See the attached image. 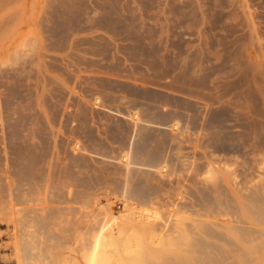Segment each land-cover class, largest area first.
Listing matches in <instances>:
<instances>
[{
    "label": "rangeland",
    "instance_id": "rangeland-1",
    "mask_svg": "<svg viewBox=\"0 0 264 264\" xmlns=\"http://www.w3.org/2000/svg\"><path fill=\"white\" fill-rule=\"evenodd\" d=\"M107 1L0 0V102L2 101L0 104V179L3 180H0V187L3 189L7 186L5 185L6 174L4 175V170L9 164L6 158H10L9 144L5 142L7 144L5 145L3 142V139L8 137L10 131L6 127L7 123L4 120L8 113H12H7L2 103L5 100L8 101L11 95L16 98L14 102L16 103L17 101L16 104L19 107L24 104L31 106L29 111L22 113L27 115V121L25 120V128L27 130L31 127L32 120L39 121L38 118H40L42 124L44 123L45 128L42 125L41 128L43 130L47 128L43 136L47 148L46 154H48H45L44 158L46 164L43 162L45 166L39 165L34 170H43L36 172L39 175H44L43 172L46 173L45 175H49V173L53 175V177L51 175L49 184L46 187L54 188V194L50 191L53 194L50 195L49 189L45 190L46 188H43L41 190L42 193L38 194L39 197L36 196L41 201L40 208L53 206V203H51L52 197L54 196L55 198L58 195L56 194L58 193L57 190L65 187L66 183L68 184L71 179L69 182L71 185H68L70 187L74 184L77 185L72 186V190L74 194L79 193V198L81 199H78V204L88 197L86 199L87 203H84L85 205L77 204L78 206H75L77 202L74 205L73 203L65 204L66 206L69 205L65 206V208L77 207L78 212H72L71 220L74 218L72 224L81 228L82 226L84 227L85 222H87V225H91L95 222L94 220L101 218L97 215L99 214V207L107 208L110 206L118 212H123L125 210L124 197L120 195L122 192L120 189L125 188L127 182L131 185H129L131 188L135 180L145 179L146 181L139 182L147 183V185L149 183L150 187L148 186L149 188L147 189H149V194L153 193L151 194L153 198L148 196L155 203L153 207L158 212L162 214L177 212L178 216L183 212L182 215L184 216L182 219L187 216V218L189 217L187 219L188 222L194 221V225L200 223L211 225L209 227L211 228L210 230L214 229V234L218 235L217 238L210 239L211 242H214L221 249L220 251L227 253L228 257L230 256L228 258L225 253L221 252L223 259L224 256L229 259H224V264H227V262L228 264H235L240 252L248 253L253 249L237 241V236L232 231L234 225L231 226L232 230H230L229 226L236 220L234 217L245 221L249 219L248 217H254L249 214L248 208L246 210V207H243L244 205L249 207L251 202L248 199H253L251 200L253 202L255 197L258 202V197H253L252 195L260 194L261 197L258 199H261L262 196L264 198V0H223V6L220 9L221 13L218 15L219 22L217 25L219 29L217 28L214 33H221L220 38L221 36H228L230 41L232 38L240 39L238 46L242 51L239 49V52L243 55L242 60L247 61L245 64V68H247V71H245L247 86L243 89L237 88V86H234L235 88L228 86L230 90L236 89L231 92L228 91V94L226 93L227 91H223V87H219L222 83L216 87L209 82L207 83L208 86L206 84L205 86H194V89L190 85L192 83L191 78L194 77L191 70L188 71L185 77L180 69L175 71L173 67H168V65H164L166 70H164V67L162 68L163 65L158 62L160 61L158 54L147 49L149 44H157V41L139 40L141 38H139L137 30L141 27L139 16L141 15L140 0ZM160 1L163 2V0H159L157 1L158 3H153V7L160 9ZM187 1H193L196 10L192 6L189 8V10H192L193 15L192 22L188 20L191 28L187 32L188 34L186 33V37L191 41V46L198 47L202 38L200 36L204 35H201L202 31L200 29L207 27V25H203V22L208 20V15H210L208 8L210 6L212 8V4H208L209 2L211 3L210 0L206 1L207 6L204 2L205 0L203 2L201 0ZM114 6L115 8L112 9L111 7ZM111 9L113 12H111ZM107 12L111 13V16ZM107 14L110 18L106 16V20H104L103 15ZM119 15L126 17L127 20L124 17L118 18ZM151 22L153 25L158 22L162 23L158 19L151 20ZM116 23H119V25L117 24L119 29L116 27L117 25H114ZM113 28L115 29L114 32L112 31ZM132 30L135 32H132ZM235 30L237 33L234 32ZM198 31L201 32L199 33ZM126 34L129 37H124ZM140 42L147 45L141 46ZM169 44L168 42L167 45ZM99 45L106 46L105 49L108 47L107 50L109 51L102 49ZM155 57L158 58L157 62ZM151 58L155 64L152 60L150 61ZM110 65L111 67H109ZM120 65L122 66L120 67ZM55 66L61 67V69H56ZM102 67H105V69ZM106 67L112 71L107 70ZM118 71H122V74ZM123 71L125 74H123ZM154 73H157V75ZM147 74L149 76L154 74L155 78L152 75L151 78L147 76V79ZM18 80H22V84ZM94 81L98 86L94 84ZM114 81L115 83H113ZM53 87L63 93L61 96L64 99V103L67 102L71 106L76 107V110L83 106L84 108L88 107L89 110L83 108V111H88L85 115L82 114L83 112L80 113V110L82 111L81 108L79 112H73L75 114L73 116L78 121L75 123V127L76 125L78 126L77 130L69 132L71 130L70 126L65 123L63 126H66L67 129H63L62 133H60L58 123L55 122L52 125H48L45 123L44 115L42 116L41 112V115L39 114V111L45 109L44 106L46 104H50V100L56 102L60 99L51 98L48 90L53 89ZM215 87L219 89L216 90L214 89ZM219 90L226 94L220 93ZM243 90L247 93H243ZM234 94L235 96H233ZM218 95L221 96V100L217 98ZM222 95L226 97L223 98ZM98 96L104 98H102L105 100V102L103 101V106L107 109L121 112H137L139 115L141 114L140 116L144 120L148 119L150 121L151 119L152 122L161 121L160 118L168 112V116L172 120L170 123H178L180 129L175 132L171 129H157L155 126L150 125L152 122L135 127L131 121L121 118L106 109L94 111L91 108L92 100L94 103V99ZM214 98L219 101L216 102ZM42 104H45L42 106L44 108H39L38 106ZM78 104L79 107L77 106ZM19 107L17 109H20ZM190 108L194 111L192 109L190 111ZM71 110L74 111L75 108ZM217 112L222 114L219 121L220 124L217 121L216 124L213 118V115H216ZM3 115L4 117L2 118ZM86 115L90 117L89 122H87L89 118ZM68 116L72 118L71 114ZM68 116L67 118H69ZM16 117L18 116L16 115ZM82 123H85L88 127L83 126ZM28 124L30 125L28 126ZM25 128L22 126V128L18 129H22L21 131L23 132L19 130L20 133L28 136L29 130L27 131ZM5 130L6 132H4ZM249 134L254 135L251 148L248 145L245 146L250 144ZM35 142H39V139L35 138ZM77 142L86 151L83 149V151L73 152ZM92 144H95L96 147ZM135 150L138 153H135ZM6 152L9 154H6ZM128 153L133 158L144 160L143 162H146V158L151 156L152 153H156L154 156L157 157L158 155L160 159L158 161L161 164L165 163L168 170L166 168L162 173H159L155 168L150 169L133 165L131 166V171L127 172L119 159ZM144 153H147V155ZM50 155L53 158L49 157ZM49 159H52L51 162ZM71 161L72 163H74L73 161L79 162L78 164L81 167H78V165L77 168L73 167ZM70 165L75 170H72ZM44 167L46 169H42ZM50 170L53 172L51 173ZM64 170H67V172L63 173ZM60 172H62L60 174L61 177L58 175ZM69 175L74 177V179L70 176V179L66 180ZM58 176L60 179L58 181L61 182L62 179L63 183L65 181V185L57 182L56 177ZM128 176L131 177V180L128 179ZM52 180L56 186L52 183ZM77 182L78 184L83 182L81 186L84 184L85 188L78 185ZM86 185L87 190L89 189L90 191L86 190ZM89 186L93 187V189ZM1 189L0 199L2 201L0 200V206L2 207V202L7 201L4 193L5 191L7 192L8 187L3 189L4 192ZM84 189L86 192L83 193ZM78 190H81L82 195H87L85 197L82 196L83 198L80 197L81 192ZM117 190L120 193V197L116 192ZM43 191L46 194H43ZM114 192L117 194L115 195ZM48 195L52 196L51 202ZM263 198L262 202L264 201ZM43 199H46V203ZM258 203L256 205L260 204ZM63 205L62 208H64ZM211 206L216 207L212 209ZM229 207L236 211L235 215L237 217L232 216L231 213L234 214V211L233 209L229 210ZM75 210L76 208H74V212ZM80 210H82L81 215ZM185 212H188V214ZM213 212H216V214H213ZM69 214L71 216V213ZM191 214L194 215L192 216ZM5 220L8 221L0 216V264H18L19 253L12 245L10 238L11 229L7 227L8 223ZM78 220L79 222L81 221L80 224ZM183 221L186 223L185 220ZM213 222L215 224H212ZM216 223L220 225H216ZM220 234L225 235L224 237L226 238L229 236L228 240L231 238L230 242L226 244L227 240L224 241V237H221ZM239 247L241 250H239ZM15 251L16 253H14ZM230 258L232 259L230 260Z\"/></svg>",
    "mask_w": 264,
    "mask_h": 264
},
{
    "label": "bare ground",
    "instance_id": "bare-ground-1",
    "mask_svg": "<svg viewBox=\"0 0 264 264\" xmlns=\"http://www.w3.org/2000/svg\"><path fill=\"white\" fill-rule=\"evenodd\" d=\"M140 1H139V3H141V5H140L141 6V8H140L141 9L140 10L141 15H139V16H140V21H141L140 22L141 27L139 30H137L139 33V38H141L139 40H147L150 42L157 41V44H155V43L154 44L151 43V45L149 44L148 45L149 48H147V49L148 50L150 49L151 51L158 54V56H159L158 58H160L159 60L161 61V62L160 61H158V62L161 63L163 66L158 64V63L157 64L162 66V68L164 67L165 68L164 70H166V67L164 65H168V67L169 66L171 68L173 67L175 69V71L177 69L182 70V74H184L185 77H186V74H188V71L191 70L194 77L191 78L192 83L190 81V83H191L190 85L193 88H194V86H205V84L208 86L207 83H209V82L216 87L219 86L220 83H222L223 85L221 84L219 87L220 88L223 87V89H224L223 91H225V92L227 91L226 93L228 94V91L231 92L232 90H236V89H234L235 88L234 86H237V88H240V89H243L245 86H247V83L245 81V71H247V68H245V64L247 63V61L242 60L243 55L240 54V52H239L240 48L238 46V43H239L238 41H241V40L240 39L238 40V38H232L230 41V40H228V36H221V38H220L221 33L220 34H218L216 32L214 33V31L218 28V25H217L219 22L218 21V15L221 13L220 9L223 6V0H210L211 3L210 2L208 3L210 5L212 4V8H211V6H210V8H208L210 11V15L207 14L209 18L207 17L208 20L207 21L205 20L206 22L205 21L203 22V25H207V27L205 29L202 28L203 30L200 29L201 27L199 28L202 31V32L200 31L201 35L202 34H204V35L200 36V34H199V36L202 38L200 39L201 43L198 47L191 46V43H190L191 41L186 37V35L188 34L187 32L191 28L190 24H188V20H190V22H192V15L193 14H192V10H189V8H191V6H192V8L195 7L194 6L195 3L193 1L190 0L191 2H188L187 0H163V2L160 1L161 2V4H160L161 8L160 9L157 7H153V3H156L159 0H140ZM201 1L203 2L204 0H201ZM206 1H208V0H205L204 2L206 3ZM106 2H108V1L106 0ZM208 4L206 3V6ZM156 6H158V5H156ZM111 8L114 9L115 6L111 7ZM112 9H111V12H113ZM195 10H196V7H195ZM108 14H109V16H111L110 15L111 13H108ZM108 14L105 16L103 15L104 20H106L105 19L106 16L109 17ZM260 15H262V14H260ZM121 17H122V15L121 16L119 15L118 18H121ZM109 18H107V19H109ZM211 18H214V19H211ZM124 19L127 20L126 17H124ZM156 19H158L162 23L158 22V23H155L153 25L151 20H156ZM117 24L119 25V23H116L114 25H117ZM118 25L116 27L119 29ZM114 28L112 30L113 32L116 29V28L115 29ZM130 28H131V26H130ZM228 28H230V27H228ZM121 29L124 30L123 28H121ZM120 32H122V31H120ZM132 32H135V31L132 30ZM230 32H232V31H230ZM234 32H236V30ZM138 33H136V34H138ZM126 36H128V35L126 34L124 37H126ZM141 42H140V44H141ZM168 42L170 43L169 45H167ZM136 44H137V42H136ZM144 44L142 43L141 46ZM95 45H97V44H95ZM138 45H139V42H138ZM145 45H147V44H145ZM99 46L102 47V49L104 48V50H107V48H108L107 47L105 49L106 46L105 47H103L101 45H99ZM98 50H99V48H98ZM107 51H109V50H107ZM143 52H145V51L143 50ZM147 55H149V54H147ZM141 57H143V56L141 55ZM158 58L155 57L156 62H157ZM87 60H89V59H87ZM151 60H152V58L150 59V61ZM153 63H154V61H153ZM231 63H233V64H231ZM110 64H111V62H110ZM254 64H256V63H254ZM121 66L122 65H120V67ZM109 67H111V65ZM120 67H118V68H120ZM55 68L61 69V67H58V66H55ZM103 69H105V67ZM106 69H107V67H106ZM109 70H111V69H109ZM156 71L159 72L158 70H156ZM116 72H117V70H116ZM119 73L122 74V71ZM121 74H119V75L121 76ZM123 74H125L124 71H123ZM154 74L157 75V73H154ZM154 74H152V75L155 78ZM152 75L149 76L147 74L146 77L148 76L149 78H151ZM73 76H75V75H73ZM158 76H159V74H158ZM160 76H162V75H160ZM148 77H147V79H148ZM163 77H164V75H163ZM177 77H179V76H177ZM71 79H72V76H71ZM158 79H159V77H158ZM177 79H179V78H177ZM18 81H20V83H21L22 80H18ZM16 83L18 84L17 80H16ZM113 83H115V81ZM94 84H97V83L95 82ZM97 86H98V84H97ZM228 86H230L231 88L232 87H234V88L230 90V88L228 89ZM54 87H53V89L48 90L49 94H51L52 99H55V98H56V100L58 98H60V99L56 102L50 100V104L45 103L47 105V107L45 104H44L45 106L43 104L41 106H38L39 108L45 107V109L39 111V114L41 112L42 116L44 115V119L46 120L45 123H47L48 125H52V123L54 124L55 122L58 123L60 133H62L63 129H65V128L67 129L66 126L65 127L63 126V124H65V123L68 126H70L71 130H69V132L77 130L78 126L76 125V127H75V123L78 121L73 116V114H74L73 112H77V111L79 112V109L81 108L82 111L80 110V113L83 112L82 114L85 115L88 111H83V110L85 108L88 109V107L84 108V106H83V107L78 108L79 107V104H78L77 105L78 109L76 110V107L71 106L67 102L64 103V99L61 96L63 93L61 91H59V89H56ZM216 87L214 89H216ZM218 89L219 88H217L216 90H218ZM226 89H228V90H226ZM113 90H114V88H113ZM9 91L11 92L10 87H9ZM190 91H192V90H190ZM208 91H209V89H208ZM219 92H220V90H219ZM222 92H220V93H222ZM242 92L245 94L247 93L244 90ZM226 93H222V94L225 95ZM200 94H201V92H200ZM236 94H237V92H236ZM224 95H222L223 98L226 97ZM63 96H65V95H63ZM218 96H220V95H218ZM218 96H217V98L221 100V96L220 97H218ZM233 96H235V94ZM214 97H215V95H214ZM102 98L98 96L97 98L94 99V103L92 100V106L93 107L91 106V108L94 111L95 110L98 111V109H106V110L118 115L121 118H125V119L131 121L135 127H139L140 125H143L145 123L152 122L151 119H150V121L148 119L144 120L140 116L141 114L139 115L137 112H130V111H127V112L122 111L121 112L118 110L107 109L106 107L103 106L105 100H103L104 98L103 99ZM240 98H242V97H240ZM14 99H16V98L14 96L10 95V98L8 99V101L5 100V102L2 103V105H4L6 112L7 113L12 112V113L11 114L8 113V116L5 115L6 119L4 120L7 123L6 127L10 131H9L8 137L3 139V142L4 143L6 142L7 144H9L10 158H6L7 163H9V164L7 165V168L4 170V175L6 174L5 175L6 176L5 185H7V186L3 189H6L8 187L7 192L5 191V193H4V196L6 197V198L5 197L4 198L7 199V201L2 202V207L0 206L1 207V211H0L1 215L0 216H2V218H5L8 220V221H6V220L5 221L8 223L7 227H9V229H11L10 238L12 241V245L19 253L18 264H222V263L224 264V262H223L224 259L227 260L230 257V256L228 257L227 253H225L224 251H220L221 249H219V247L217 245H215L214 242L213 243L211 242L210 239H215L218 236V235L216 236L214 234V232H213L214 229L210 230L211 228H209V227L211 225L208 226V225H204L202 223L194 225L195 224L194 221H191L192 222V224H191V222L190 221L188 222V220H187V219H189V217L187 218V216H186V214H188V212H185L186 217H184L183 219H182V217L184 216V215H182L183 212H182V214H180L181 217H180V215L178 216L177 212H170L167 214H162L161 212H158L155 209V207H153V205L155 203H153V201L150 199L152 197L151 194H153V193L149 194L150 192H148L149 189H147V188L150 187L149 183L147 185V183L139 182V181H144L145 179L144 180L143 179L135 180L136 183L135 182L133 183V185L131 187L132 189L130 188L131 185L128 184V182H127L126 187L125 188L123 187L124 189L121 188L122 183L121 182H120L121 184L118 183L121 186L120 187L121 189L120 188L119 189L122 190V192L120 191L121 194L118 192V190L116 192L118 193L119 197H120V195H122L124 197L123 203H124L125 210L123 212H118L114 208H111L110 206H108V207L106 206L107 208L99 207V210H98L99 214H97V215H99L101 218L99 217L100 219L97 218V220H94L95 222L93 224L87 225L86 224L87 222H85L86 226H85V224H84V227L83 226L81 227V225H80L81 228H78L75 224H72V220L74 219L73 218L71 220L72 212L73 213L78 212L77 207L72 206L73 208L72 207L65 208V206H66L65 204L73 203V205H74V203L77 202L75 204V206L85 205L84 203H87L86 199L88 197L84 198L85 201L83 199V202L78 204V199L79 200L81 199V198H79V193L74 194V191L72 190L73 189L72 186H74L76 184L72 185L71 187L68 185V184H70L69 182L71 180L70 179L71 175H69L68 177L65 176L66 180L70 179L68 184L66 183V186L68 185V187L65 186V187H63L64 189L63 188L58 189L57 190L58 193H56L58 195L55 198H54V196L53 197L50 196L53 193L54 188L52 189V187H51V189H52L51 190L50 187H46V186L49 184V180H50L52 174L50 175V173L48 172L49 175H45L46 173L43 172L44 175H39L36 173L39 169L37 171H35L37 169L36 167H38L39 165L45 166V164H46L45 163L46 161L44 162V158H45L47 148H46V143L44 141L45 139L43 140V138H44L43 136L45 135V131H47L46 130L47 128L44 130H43V128H41V125H42V127H44V123L42 124V121H40V118L37 117L40 122L37 120H32L31 125L28 124V126L29 125L31 126V127H29L30 129L28 128V130H29L28 131L25 128V120L27 119V115L25 114L26 115L25 116L22 113H24V111H27V110L29 111L31 109V106H28V104L27 105L24 104L23 106L19 107V105L16 104L17 101H16V103L14 102L15 101ZM214 99L216 100V98H214ZM237 100H239V99H237ZM218 101L216 100V102H218ZM1 102H0V104H1ZM80 104H81V102H80ZM42 106H44V107H42ZM81 106H82V104H81ZM17 107H19L20 109H17ZM191 107H193V106H191ZM74 108L76 111L71 110ZM191 109L192 108H190V111H191ZM5 110H4V112H5ZM21 110H23V111H21ZM35 111H36V109H35ZM36 112H38V111H36ZM67 112H68V114L66 115ZM70 114L72 115V118H70V116H68ZM16 115L18 117H16ZM36 115H38V114H36ZM87 115H86V117H87ZM147 115H148V113H147ZM166 115L160 118L161 121L159 120V122L158 121L152 122L150 125L155 126L157 129H164V130L171 129L174 132L177 131L178 129H180L178 127L179 126L178 123H176V122L173 124L170 123V121H172V120H170V118H169L170 116H168L169 115L168 112ZM67 116L69 118H67ZM142 116H144V115L142 114ZM221 116H222V114L220 112L219 113L217 112L216 115H213L214 121L219 122L221 119ZM3 117H4V115L2 116V118ZM146 117H148V116H146ZM87 118H89V119H87L88 120L87 122H89L90 117H87ZM42 119H43V117H42ZM212 121H213V119H212ZM28 122H30V120H28ZM87 122H85V123L89 124ZM217 122H216V124H217ZM222 122H223V120H222ZM84 124H83V126L88 127V126H86V124L85 125ZM219 124H220V122H219ZM22 126H23V128H25V130L28 131V133H29L28 136L20 133V131L22 129L20 130L18 128H22ZM155 127H152V128H155ZM82 128H84V127H82ZM4 132H6V130ZM21 132H23V131H21ZM253 132H255V131H253ZM251 135H250V137H248V139H251L249 141L250 144H246V145L244 144L245 146L248 145V147H250V148L252 145L251 142H253V140H254V138L252 139V137L254 135L253 134H251ZM35 138L39 139V142H35ZM245 138H246V136H245ZM90 142H91V140H90ZM247 142H248V140H247ZM255 142H257V141H255ZM6 143H5V145H7ZM93 143H95V142H93ZM253 144H255V143H253ZM92 145L95 146V144H92ZM83 149L84 148H82V146L77 142L74 146L73 152H78L80 150L83 151ZM138 149H140V148H138ZM138 149H137V151H138ZM65 150H64V152H65ZM84 150L86 151V149H84ZM137 151L135 153H138ZM142 151H144V150L142 149ZM47 153H48V150H47ZM6 154H9V153L6 152ZM52 154H54V153L52 152ZM144 154L147 155V153H144ZM150 154H148V155H150ZM154 154H156V153H154ZM154 154L152 153L151 156L147 157L146 162H143L144 160H140L139 158L137 159L135 156H134L135 158H133L129 153L124 155L123 157H121V159H119V160L123 163V167H124V169L127 170V172L128 171L130 172L131 166L134 165V166H140V167H147L150 169L155 168L158 170L159 173H162V171L167 168V165L165 163H162L163 164L162 165L160 163V161H158V160H160L159 156L157 155V157H158L157 158L154 156ZM46 155H48V154H46ZM68 155H70V154L68 153ZM5 157H9V156H5ZM49 157H51V155ZM51 158H53V157H51ZM46 159L48 160V158H46ZM51 160H50V162H51ZM73 162L74 163H72V161H71L73 167L75 166L77 168V165H78V167L80 166L78 164L79 162H76V161H73ZM11 168H12V170H11ZM34 168H36V169L34 170ZM70 168H72L71 165H70ZM42 169H46V168L44 167ZM72 170H75V169L72 168ZM167 170H168V168H167ZM39 171H43V170H39ZM46 171H48V170H46ZM52 172L53 171H51V173ZM62 172H60L59 174L57 173V174L60 176V174ZM65 172H67V170L66 171L64 170L63 173H65ZM71 172H73V171H71ZM77 174H79V173L77 172ZM59 176L56 177L57 182H60V181H58V180H60ZM131 176H133V175H131ZM52 177H53V175H52ZM0 178H1V175H0ZM72 178L74 179V177H72ZM133 178H135V177H133ZM73 179H72V181H73ZM128 179L131 180V177H129ZM0 180L3 181L2 179H0ZM55 180H54V182H55ZM124 182H126V181H124ZM52 183H53V180H52ZM60 183L62 185L63 184L65 185V181L63 183L62 179H61ZM71 183L73 184V182H71ZM82 183L78 184V182H77V184L80 186ZM123 185L125 186V184H123ZM3 187H4V185H3ZM81 187L85 188L84 184ZM43 188H46L45 190L49 189L48 190L49 193H50V191H52V193H50V195H48V198L50 196V199H49L50 202L53 198V200L51 202V203H53V206H51V207H49V206L43 207L42 206L43 208H40L41 207L40 206L41 201L38 198L39 197L38 194L41 192V190ZM116 188H118V187H116ZM0 189H1V187H0ZM3 189H1V190L3 191ZM91 189H93V187ZM146 189H147L148 193L146 192ZM84 190L82 191L83 193L86 192L87 185H86V190L85 191ZM59 191H61L62 193L61 192L59 193ZM78 191L81 192V190H78ZM3 192H1V193H3ZM82 192L80 194V197H82V196L85 197L87 194L82 195ZM44 193L45 192L43 191V194ZM87 193H89V192H87ZM5 194H7V195H5ZM114 194H115V192H114ZM148 195L151 197L149 198ZM259 195L254 194L252 196L253 197L257 196L259 198V197H261V195L260 196ZM36 196H38V197H36ZM252 196H250V197H252ZM40 197H41V195H40ZM258 198H257V200L260 204L256 201L255 197H254L255 201H253V202L251 201L253 199H251V200L248 199L249 202H251V203H249L250 204L249 207L245 206L243 204L244 205L243 207L244 208L246 207V210L248 208L249 214L253 215L254 217L250 218L247 216L249 219L247 218L248 220H246V221L244 219L234 217V219H236L234 221H236L237 224H239V225H237L236 222L233 221V224L232 225L230 224V226H229L230 230H232L231 226L234 225V228L232 231H233V234L237 236V241H239L243 244H246L249 246V248L251 247L253 249V250L251 249L252 251H250L248 253L240 252L239 256L236 254L238 256V260L237 261L235 260V264H264V201L262 202L263 196L261 199H258ZM44 202L46 203V199L44 200ZM217 202H214V203H217ZM224 203H225V201H224ZM256 203H258L259 205H256ZM54 204L57 206H55ZM226 204H227V202H226ZM58 205H60V206H58ZM62 205L64 206V208H62ZM67 206H69V205H67ZM215 207L216 206L212 207V209L213 208L215 209ZM74 208H76L75 212H74ZM210 208H208V209H210ZM70 209L73 211H71ZM184 209H185V207H184ZM232 209H230V207H229V210H232ZM68 210H70L71 212L70 211L67 212ZM80 211H81L80 212V215H81L82 210H80ZM233 211H234V209H233ZM83 212H84V210H83ZM222 212H223V210H222ZM235 212L236 211H234V214L233 213H231V214H232V216L234 215L237 217V215H235ZM69 213H71V216H69L70 215ZM197 213H194V214H197ZM214 213L216 214V212H213V214ZM83 217H85V216H83ZM209 217H211V216H209ZM183 220H185V221L187 220L186 221L187 224ZM78 222H79V220H78ZM80 222H79V224H80ZM204 223H206V222H204ZM219 223H221V222H219ZM219 223H216V225L217 224L220 225ZM212 224H215V223L213 222ZM216 227H219V226H216ZM226 234H227V232H226ZM220 236L222 237L223 235L220 234ZM225 238L226 237H224L223 239H224V241L227 240L226 244H227V242H230L229 240L231 238L228 240L229 236L226 239ZM209 240H210V242H209ZM223 249H225V248H223ZM239 250H241V248ZM221 252L223 254L225 253L228 258H226L223 255L224 256V259H223ZM14 253H16V251ZM228 253H229V251H228ZM231 259L232 258H230V260ZM225 263H226V261H225ZM227 264H228V262H227Z\"/></svg>",
    "mask_w": 264,
    "mask_h": 264
}]
</instances>
